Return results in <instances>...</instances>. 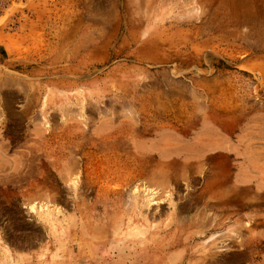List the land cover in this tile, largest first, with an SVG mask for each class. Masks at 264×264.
I'll use <instances>...</instances> for the list:
<instances>
[{"label": "rangeland", "instance_id": "rangeland-1", "mask_svg": "<svg viewBox=\"0 0 264 264\" xmlns=\"http://www.w3.org/2000/svg\"><path fill=\"white\" fill-rule=\"evenodd\" d=\"M191 101L264 154V0H0V264H264V193L201 208L139 151Z\"/></svg>", "mask_w": 264, "mask_h": 264}, {"label": "crops", "instance_id": "crops-1", "mask_svg": "<svg viewBox=\"0 0 264 264\" xmlns=\"http://www.w3.org/2000/svg\"><path fill=\"white\" fill-rule=\"evenodd\" d=\"M189 105L187 118L163 126L151 138L138 140L139 151L155 156L154 169L164 177H176L183 194L201 199V208L251 212L254 209L248 206L258 203L264 193V154L251 138L258 128L257 118L251 116L244 122L209 104L198 108L191 101ZM7 152L0 128V188L20 190L23 162L10 160ZM9 169L13 171L8 172L10 181L5 183L4 170ZM34 223L45 227L37 220Z\"/></svg>", "mask_w": 264, "mask_h": 264}, {"label": "bare ground", "instance_id": "bare-ground-1", "mask_svg": "<svg viewBox=\"0 0 264 264\" xmlns=\"http://www.w3.org/2000/svg\"><path fill=\"white\" fill-rule=\"evenodd\" d=\"M152 192H153V191H152ZM148 193H149V192H148ZM153 193H154V192H153ZM146 194H147V192H146ZM146 194H145V195H146ZM148 197H149V198H148ZM148 197H147V198H148L147 201H148V202H151L153 197H152V196H148ZM167 198H169V197H167ZM167 200H168V199H167ZM144 201H145V200H144ZM153 201H154V200H153ZM168 201H169V200H168ZM153 204H155V203L153 202ZM145 205H146V201H145V203H144V206H145ZM150 205H151V204H150ZM40 208H41V207H40ZM42 208H43V207H42ZM45 208H46V207H45ZM48 210H49V209H48ZM30 211H31L32 213H35V212H37V211L39 212L38 207L36 208V207H34V206H31V207H30ZM43 211H44V210H43ZM43 211H42V212H43ZM56 211H58V210H56ZM40 212H41V211H40ZM45 212H47V209H46ZM50 212H51V211H50Z\"/></svg>", "mask_w": 264, "mask_h": 264}]
</instances>
